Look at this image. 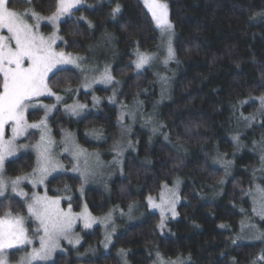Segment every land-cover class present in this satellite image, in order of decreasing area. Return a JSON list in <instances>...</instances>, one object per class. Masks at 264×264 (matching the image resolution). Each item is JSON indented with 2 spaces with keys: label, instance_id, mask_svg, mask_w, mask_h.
Masks as SVG:
<instances>
[{
  "label": "trees",
  "instance_id": "obj_1",
  "mask_svg": "<svg viewBox=\"0 0 264 264\" xmlns=\"http://www.w3.org/2000/svg\"><path fill=\"white\" fill-rule=\"evenodd\" d=\"M83 1L61 23L58 48L86 58L88 68L108 67L115 89L81 93L87 105L93 95L103 100L96 112L77 119L58 108L49 124L56 138L67 130L87 150L107 152L120 139L119 106L139 103L146 121L137 116L121 172L106 189H88L85 201L96 216L138 204L143 217L122 225L108 250L98 226L47 264H157L158 254L181 264H264V236L250 231L252 242H244L240 233L251 219V192L257 185L264 189V0H159L168 6L176 34L166 94L158 81L162 38L142 0ZM10 6L51 15L58 0H11ZM138 52L154 55L155 65L136 71ZM81 80L76 70L64 68L50 84L67 94ZM29 118L36 122L41 114ZM37 138L30 133L27 140ZM35 162L33 153L23 154L6 163L5 174H29ZM176 185L178 218L159 228L160 215L147 200ZM80 186L79 177L58 175L49 181V194H73V208L80 211ZM9 210L27 216L17 197L0 199V216ZM28 226L32 235L35 222ZM257 226L264 231V221Z\"/></svg>",
  "mask_w": 264,
  "mask_h": 264
},
{
  "label": "snow or ice",
  "instance_id": "obj_2",
  "mask_svg": "<svg viewBox=\"0 0 264 264\" xmlns=\"http://www.w3.org/2000/svg\"><path fill=\"white\" fill-rule=\"evenodd\" d=\"M78 3L79 0H59L57 11L49 19L56 22L60 15L69 12ZM10 4L11 0H0V197L5 196L9 186L13 193L27 197V193L18 191L21 180L28 179L35 188L38 184H43L46 176L56 167L50 151L54 142L49 140L45 143L47 115L52 108L48 105H40L39 98L56 96L57 101L61 100V97L52 91L50 77L55 79L57 73L63 70L58 66L75 64L76 58H68L63 52L55 50L54 45L58 39L55 33L45 37L38 31L39 23L33 25L27 22L31 17L39 21L41 17L38 14L31 9L25 13H18L11 8ZM145 4L161 31L170 32L173 26L167 18V6L158 3L157 0H145ZM114 11L119 12V6ZM5 32L7 34H4ZM167 52L168 59H171L174 56V50L170 36ZM152 59L153 57L138 52L135 68L142 69ZM164 62L167 63V59ZM76 66L79 67L78 64ZM101 79L107 82L113 78L106 71ZM260 102L264 105V97ZM36 106L45 110V116L38 122L30 123L27 114L30 108ZM83 107L85 106L75 105L71 107V111L76 113L78 108ZM124 115L125 113L121 114V121ZM29 129H38L41 133V143L36 146L38 168L31 177H18L8 181L3 172L5 158L15 153L17 139L26 135ZM9 130L11 136L6 138V132ZM236 139L238 140L239 137ZM68 142L70 141L66 143ZM74 148L76 156L83 154L78 146ZM68 150L66 146L64 151ZM257 190L264 193V189H260L259 186ZM149 202H152L151 198ZM25 204L28 217L35 221V231L30 237L23 215L13 214L9 210L0 216V264H8L6 250L12 249H20L25 253L20 258L19 264H37V262L47 261L52 252L59 247V241L69 239L78 221H82L85 227H90L93 222V218L86 209L82 213H74L70 204L65 209L61 207L59 198L49 197L46 194L43 196L33 194L25 201ZM253 211H256L255 207ZM258 214L264 218V200L261 202V212ZM173 215H175L174 211ZM37 239L39 247H32L29 252L25 246L33 245L34 240ZM106 239L109 238L106 237ZM158 260L160 264H166L159 254Z\"/></svg>",
  "mask_w": 264,
  "mask_h": 264
},
{
  "label": "rangeland",
  "instance_id": "obj_3",
  "mask_svg": "<svg viewBox=\"0 0 264 264\" xmlns=\"http://www.w3.org/2000/svg\"><path fill=\"white\" fill-rule=\"evenodd\" d=\"M142 2L147 8V10L149 11L148 7L145 4V0H142ZM157 2L160 4L166 5L165 3H162L159 0H157ZM58 5H59V0H58ZM84 5H85L84 1L79 0V3L74 8L70 9L69 12L60 15L56 22H52L49 18L57 10L51 15H42V14L36 13L32 8H27L24 11L15 10L18 13H25L29 9H31L33 12H35L41 17L39 21H37L35 17L28 18L27 22L33 25L39 23L38 31L45 37L51 36L55 33V35L58 37L54 45L55 50L57 52H63L65 56L68 58H76L75 64H65V65H60L58 67L60 69H64V68L74 69L81 75V78H82L80 87L76 89H67L65 91L67 94L56 93L52 90L54 93H56V95H59L61 97V100L59 101L56 100V96H44V97L39 98L40 105H48L49 107L52 108V111L48 113L47 115V132L45 134V143H47L49 140L54 142L50 151L52 153L53 162L56 165L55 169L50 171V173L46 176L43 184H38L35 188H33L32 184L29 182L28 179H22L18 187V191H23L27 193V197H22V196H19L13 193L11 191L10 186H9V189L5 193V196L0 197V199H3L5 197H17L25 202L27 199L31 198L33 194H39L41 196L46 194L49 197L59 198L61 201V207L65 209H67V206L70 204L74 213H82L86 209L87 213L90 214V216L93 218V222L91 223L90 227H85L82 221H78L69 239H61L59 241V247H57L52 252L51 257L47 261L37 262V264L51 263L58 253H65L67 247H77L81 245L83 242L82 233L86 231H90L93 228L98 227V226L103 229V232H104V244L103 245H104V248L108 250V248L111 246L114 240V237L122 229V225L136 222L143 217V214L140 213V211H142V208L138 204L132 205L126 212L123 211L122 209L121 210L117 209V210L110 211L109 213L105 215L96 216L90 212L87 206V203L85 201V195L88 189L90 188L106 189V187L111 182V180L114 179V177H116V175H118L121 172L122 162H123L122 156L127 150L133 149V145H132L130 138H131L132 129H133V126L135 125L134 123L137 119V116L139 115L141 117L143 116L141 120L144 122L146 121L144 119L145 115L141 114V110L138 106L139 103L136 102L137 104L135 103L133 106L125 107V108L123 105L119 106L121 108L120 116L122 113H125L123 121H121L120 119V129H121L120 139L118 143L115 145V147L112 148V150H109L107 152L87 150L86 148H84L83 146L79 144L75 134L67 130L62 133L60 138H56L49 124L50 119L52 118V116L54 115V113L56 112L58 108H62L67 116H71L77 119L84 117L85 115H87L88 113L92 111L96 112V106L98 107L100 103L103 102V100L99 96L93 95L92 97L94 99L92 98V101H93L92 105H87V103L80 101L79 96L81 95V93H93L96 88L110 89L112 91L115 89L114 88L115 79L112 76L111 71L108 67L105 66L101 68L100 67L88 68L91 65V63L89 64V61L87 62L86 58L83 59L84 57L66 52L58 48V46L61 43H63V38L60 34L61 23L64 22L66 19L71 18L73 16V12L83 7ZM167 14H168V17H167L168 21L171 23L170 18H169L168 6H167ZM153 20L162 38L160 52L158 55L160 56L158 60V63H159L158 66H159V72H160L158 73L159 74L158 81L163 88V92L166 94L169 89L168 84L170 81V77L167 76L166 74H168V72L171 71L170 67L173 63H175V53L171 59H168V52H167L168 38L169 36L171 37V46L174 50V40H175L176 34H175L174 27H172L170 32H162L161 29L157 26L156 20L154 18ZM4 34H7V33L5 32ZM151 57H153L151 62L148 65H145L140 70H143L144 68H147V67L148 68L153 67L155 65L156 58L154 57V55ZM166 59L168 61L167 63L164 62ZM136 60H137V57L135 61ZM77 64L79 65V67L76 66ZM133 65L135 67V62ZM140 70L136 69V71H140ZM106 71L113 78L111 81L106 82L101 79ZM71 93L73 94V98L71 96L72 95ZM44 99H50V102H46L44 101ZM75 105H84L85 107L78 108L77 112L73 113L71 111V107ZM30 114L37 116V117L39 114H41L40 119H43L45 116V110L40 106H36V107L29 109V112L27 114L28 120L30 123H33L29 118ZM149 121H151V119H149ZM30 133H35L38 136L37 140L33 143L27 140V137L29 136ZM10 136H11V132L9 130L8 132H6V138H9ZM40 136H41L40 130L29 129L26 135L19 137L17 139L15 153L12 155L6 156L5 158L3 172H4V177L6 180L8 181L14 180V179L8 178L5 174L6 163L26 153H33L35 155V160H36L35 168L31 173L20 176V177L33 176V174L36 172L38 168V150L36 146L41 143ZM67 141H70V142L66 143ZM66 146L69 149L68 151H64V148ZM74 146H78V148L82 150L83 154L80 156H76L74 154L75 153ZM261 152H262L261 153L262 165H261L260 171L262 173L264 172V147L262 148ZM85 161H87L86 164H85ZM65 174H70V175L79 177L81 180V186L79 187V190L77 193V195L82 200V206H81L80 211H75L73 208V200H74L73 194L72 195L62 194L59 196H51L49 194V181L58 175H65ZM257 186L251 192V202H252V209L250 211L251 219H248V221L244 222V224L241 226V229H240V233L242 231V235L244 237L243 238L244 242H247V241L252 242L250 238H248L249 236L247 233L250 231H252V235L255 234V237L257 239L260 238L261 236H264V231L260 232L257 226L258 222L264 221V218H262V216L258 214L261 212V202L262 200H264V193H261L260 191H258ZM66 189L68 190V188ZM150 198L152 202L150 203L148 199L147 205L150 211L157 212L160 215L159 228L161 227V225H163L162 227H166V223L169 220L178 218L177 206L180 204L181 200L179 198L177 185L172 186V187H165L162 190L158 198H152V197ZM254 201H255V204H254ZM173 202H174V206H173ZM154 205H159V206L157 207ZM254 207L256 208V211H253ZM173 211L175 212V215H173ZM25 219H26L25 226L28 228L29 236L31 237L32 235L30 233L28 223L29 221H33V220H31L28 217V213H27V216H25ZM106 237L109 239H106ZM250 237L252 238V236ZM69 240H71V242H69ZM25 247L27 248L29 252L31 251L32 247H39L38 239L34 240L33 245L25 246ZM6 251L8 253L7 254L8 264H19L20 258L25 255L24 251L20 249H12V250H6ZM13 252L15 253L14 255L12 254ZM120 254H121L120 256L123 258V253L121 252ZM163 260L166 262V264H172V262H176V264H181L178 261H169L165 259ZM124 263L128 264V262L126 263V260ZM157 264H160L158 259H157Z\"/></svg>",
  "mask_w": 264,
  "mask_h": 264
}]
</instances>
